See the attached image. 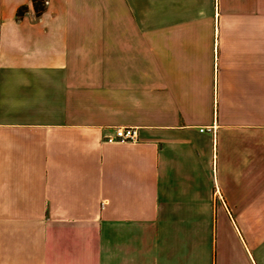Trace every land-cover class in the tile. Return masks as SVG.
<instances>
[{"label": "crops", "instance_id": "obj_1", "mask_svg": "<svg viewBox=\"0 0 264 264\" xmlns=\"http://www.w3.org/2000/svg\"><path fill=\"white\" fill-rule=\"evenodd\" d=\"M0 264H264V0H0Z\"/></svg>", "mask_w": 264, "mask_h": 264}, {"label": "built area", "instance_id": "obj_2", "mask_svg": "<svg viewBox=\"0 0 264 264\" xmlns=\"http://www.w3.org/2000/svg\"><path fill=\"white\" fill-rule=\"evenodd\" d=\"M208 131L213 129L208 128ZM202 131H205L204 129ZM139 137V132L137 128H117L114 135L109 136L106 141L108 143H133L137 142Z\"/></svg>", "mask_w": 264, "mask_h": 264}, {"label": "trees", "instance_id": "obj_3", "mask_svg": "<svg viewBox=\"0 0 264 264\" xmlns=\"http://www.w3.org/2000/svg\"><path fill=\"white\" fill-rule=\"evenodd\" d=\"M33 5L36 15L40 17L46 10L47 0H33ZM27 9L28 8L26 6L20 8L18 11V17H22L26 13Z\"/></svg>", "mask_w": 264, "mask_h": 264}]
</instances>
